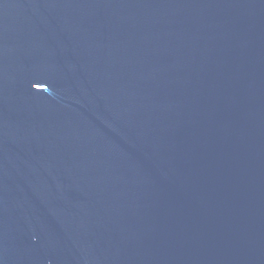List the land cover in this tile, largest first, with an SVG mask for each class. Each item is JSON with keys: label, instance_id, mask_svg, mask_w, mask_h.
Returning a JSON list of instances; mask_svg holds the SVG:
<instances>
[{"label": "water", "instance_id": "1", "mask_svg": "<svg viewBox=\"0 0 264 264\" xmlns=\"http://www.w3.org/2000/svg\"><path fill=\"white\" fill-rule=\"evenodd\" d=\"M0 264H264V0H0Z\"/></svg>", "mask_w": 264, "mask_h": 264}]
</instances>
